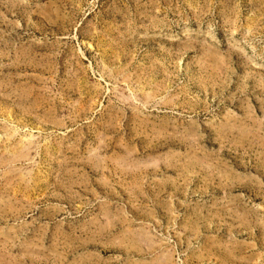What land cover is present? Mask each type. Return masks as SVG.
Returning <instances> with one entry per match:
<instances>
[{
    "label": "rangeland",
    "instance_id": "obj_1",
    "mask_svg": "<svg viewBox=\"0 0 264 264\" xmlns=\"http://www.w3.org/2000/svg\"><path fill=\"white\" fill-rule=\"evenodd\" d=\"M0 264H264V0H0Z\"/></svg>",
    "mask_w": 264,
    "mask_h": 264
}]
</instances>
